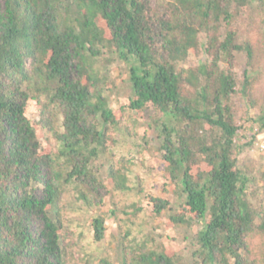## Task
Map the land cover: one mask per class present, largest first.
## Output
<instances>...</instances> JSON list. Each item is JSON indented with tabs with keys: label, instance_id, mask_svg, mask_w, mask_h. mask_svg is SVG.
I'll return each mask as SVG.
<instances>
[{
	"label": "trees",
	"instance_id": "1",
	"mask_svg": "<svg viewBox=\"0 0 264 264\" xmlns=\"http://www.w3.org/2000/svg\"><path fill=\"white\" fill-rule=\"evenodd\" d=\"M113 61L127 106L111 103ZM263 76L264 0H0V264H264V169L252 187L236 140L241 100L264 131ZM137 136L157 142L172 192L147 195V212L123 204L115 254L80 258L69 212H90L104 240L117 195L144 190L131 178L144 160L114 151ZM165 212L168 227L201 226L187 259L142 231Z\"/></svg>",
	"mask_w": 264,
	"mask_h": 264
},
{
	"label": "rangeland",
	"instance_id": "2",
	"mask_svg": "<svg viewBox=\"0 0 264 264\" xmlns=\"http://www.w3.org/2000/svg\"><path fill=\"white\" fill-rule=\"evenodd\" d=\"M108 56V53H107ZM205 55L195 56L192 55L190 60L192 62H197L200 59L204 58ZM239 64L237 66V71L242 73L243 68L245 66V57L240 55L238 58ZM125 63L123 61H113L111 64V76L116 78L119 85L121 86L119 91H115L112 94V105H128L129 103V96H130V89L129 87H124L122 78L126 77V68ZM126 85V84H125ZM259 92H264V76L259 81L258 85ZM260 92V93H261ZM240 109L239 115L243 118V123H246L248 129L244 130L243 135H238L236 140L242 148L241 150L237 151L238 159L242 162H247L249 164L255 165V169L253 171V175L257 178V181L252 183V187L257 188L260 185V181L258 179L261 171L264 169V148L262 144L264 143V131L256 133L257 126L253 125L250 127V123H248L247 119L249 116V111L247 106L240 101ZM36 107L35 101L31 100L28 105L27 113L30 117H36ZM129 108L127 107L128 111V118L130 117ZM252 112H250L251 114ZM131 127L133 124L128 122ZM135 129L143 133L144 131L147 133L148 136H155L156 131L155 129L151 128L147 124V120L141 119L139 124L135 125ZM256 133L255 142L253 145H248L251 140H253V135ZM141 143L144 145V141L140 136L136 137V144L128 139L122 137L121 143L114 148V151L117 156L122 154H128L131 151V154L137 156L138 159L142 158L144 160V164H137L134 167V172L131 173V178L136 180V175L141 177L142 184L144 186V190L140 195H136L133 191L129 192L128 194L120 193L117 195L118 198H122L120 202V209L116 211V215H112L107 218L105 227H106V237L102 242L96 243L93 240V230L90 227V212H69V216L73 217L74 221V230L75 236L78 241V245L75 248L77 254L82 258L85 253L95 254V256L103 255V254H110L114 255L116 252V243H117V236L119 233V218L123 217V204L129 203L133 200L138 198H142L143 204L145 205V210L147 212L150 207L146 205L147 195L153 194L155 196H162L168 192H172V185L165 179L164 176V164L160 159V153L156 150L157 149V142L151 141L150 146L146 149H141L139 145ZM112 207V203L109 200V197L106 199V204L103 207V212L110 215L108 209ZM88 214H90L88 216ZM145 219V223H143L142 231L144 232H151L152 235L156 238L157 242H163L166 245H173L175 246L187 259L190 254L191 248H193L192 240L198 228L201 226L197 225L195 222L190 226L186 224H179L177 227H168L167 225V212H165L162 216L157 217L156 215L146 214L143 216ZM83 232V236H79V233ZM139 234V233H138ZM95 263L94 260L91 261ZM72 264V263H70Z\"/></svg>",
	"mask_w": 264,
	"mask_h": 264
},
{
	"label": "built area",
	"instance_id": "3",
	"mask_svg": "<svg viewBox=\"0 0 264 264\" xmlns=\"http://www.w3.org/2000/svg\"><path fill=\"white\" fill-rule=\"evenodd\" d=\"M263 148H264V143L262 144Z\"/></svg>",
	"mask_w": 264,
	"mask_h": 264
}]
</instances>
